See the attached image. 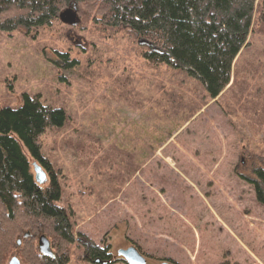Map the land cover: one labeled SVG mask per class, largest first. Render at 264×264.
<instances>
[{
  "label": "rangeland",
  "instance_id": "obj_1",
  "mask_svg": "<svg viewBox=\"0 0 264 264\" xmlns=\"http://www.w3.org/2000/svg\"><path fill=\"white\" fill-rule=\"evenodd\" d=\"M73 1L75 26L59 18L31 32L0 31V109L18 108L27 93L68 116L40 137L59 173L61 204L72 211L68 264H95L85 260L91 245L115 258L135 246L147 264H264L255 185L264 171L257 11L231 83L213 100L186 73L149 63V46L130 29L103 22L101 0ZM61 54L78 63L66 67ZM15 255L30 264L16 248L9 260Z\"/></svg>",
  "mask_w": 264,
  "mask_h": 264
},
{
  "label": "trees",
  "instance_id": "obj_2",
  "mask_svg": "<svg viewBox=\"0 0 264 264\" xmlns=\"http://www.w3.org/2000/svg\"><path fill=\"white\" fill-rule=\"evenodd\" d=\"M72 1L0 0V16L19 12L0 19V31L12 33L24 28L31 32L50 26ZM101 2L103 22L114 28H128L137 38L152 44L143 52L149 63L186 73L213 100L231 83L235 60L247 43L256 11L257 20L264 23V0L259 11L257 0ZM60 56L68 68L78 63L69 61L66 54ZM67 121L64 108L46 106L27 93L18 108L0 109V264H8L14 248L30 264L69 263L70 246L75 242L72 211L61 204L59 173L44 156L40 140L48 128H62ZM24 147L46 172V184L36 181ZM257 176V199L264 205L263 169L257 171ZM43 234L51 242L53 258L39 251L38 237ZM91 252L105 254L98 247Z\"/></svg>",
  "mask_w": 264,
  "mask_h": 264
},
{
  "label": "water",
  "instance_id": "obj_3",
  "mask_svg": "<svg viewBox=\"0 0 264 264\" xmlns=\"http://www.w3.org/2000/svg\"><path fill=\"white\" fill-rule=\"evenodd\" d=\"M59 18L65 24H68L71 26H75L81 21L77 13L76 4L69 5L65 10H63L60 13ZM140 44L152 47V44L148 42L147 40H141ZM33 165H34V170H35V175H36L35 176L36 181L42 185L46 184L47 176L42 166L37 162H34ZM38 248H39L40 253H42L44 256L51 257V258L55 257V253L52 249L51 242L46 235L43 234L38 237ZM118 254L120 256H123L129 262V264H147L146 257L143 254H141L139 249L136 248L135 246H131L128 249H120L118 251ZM8 264H22V263H21V260L17 256H13L9 260ZM161 264H171V263L168 261H163Z\"/></svg>",
  "mask_w": 264,
  "mask_h": 264
},
{
  "label": "flooded vegetation",
  "instance_id": "obj_4",
  "mask_svg": "<svg viewBox=\"0 0 264 264\" xmlns=\"http://www.w3.org/2000/svg\"><path fill=\"white\" fill-rule=\"evenodd\" d=\"M93 247H98V246L91 245V247H87L86 249L87 252H86L85 260H87L88 262L95 263V264H113L118 260H122L126 262L127 264L129 263L123 256H120L118 254V257L115 258L113 257V254L111 252L106 251L99 247H98L99 249L105 251V254L102 256L93 255L91 252Z\"/></svg>",
  "mask_w": 264,
  "mask_h": 264
},
{
  "label": "bare ground",
  "instance_id": "obj_5",
  "mask_svg": "<svg viewBox=\"0 0 264 264\" xmlns=\"http://www.w3.org/2000/svg\"><path fill=\"white\" fill-rule=\"evenodd\" d=\"M36 176V175H35ZM36 179V178H35ZM129 264V263H128Z\"/></svg>",
  "mask_w": 264,
  "mask_h": 264
}]
</instances>
